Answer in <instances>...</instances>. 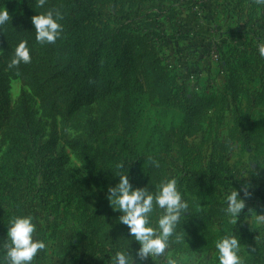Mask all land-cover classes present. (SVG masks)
Listing matches in <instances>:
<instances>
[{
  "label": "trees",
  "instance_id": "trees-1",
  "mask_svg": "<svg viewBox=\"0 0 264 264\" xmlns=\"http://www.w3.org/2000/svg\"><path fill=\"white\" fill-rule=\"evenodd\" d=\"M117 1L112 0L107 5L104 0H47L45 6L40 8L37 7V0H13L20 8L8 23L0 27V49L15 48L22 40L28 42L31 62L21 63L17 67L46 113L51 116L63 112L69 114L76 102L89 99L90 94L97 89L102 90L105 101L103 110L96 118H87L86 136L74 140L73 144L85 158L84 169L92 186L105 191V194L109 184L115 185L118 182V177L114 175L127 171L133 187L147 185L151 190L154 168L150 158L153 159V154L150 156L147 149L155 147L161 151L167 144L162 142L165 138L162 127L154 124L144 147H140L138 130L144 110L152 96L159 100L163 111L172 107V96H181L183 99L189 97L186 88L179 86L176 78L167 73L149 39L120 25L115 15L107 11L108 7H115ZM239 2L243 4L246 0ZM127 5L129 9L132 0H127ZM48 10H58L62 14L60 23L63 31L54 44H46L41 48L35 39L36 32L31 18ZM259 43L260 38L256 41V44ZM258 58L254 56V60L251 56L244 57L245 61L263 62L257 77H254V72L250 74L253 82L258 79V86L250 87L254 88L251 91L232 82V86L225 88L222 97L225 100L222 102L224 109L234 107L233 128L239 131L242 143L254 146V150L249 151L253 153L252 159L257 164L264 163V116L254 119L256 106L264 104V90L261 88L264 86V57ZM253 65L243 64L249 69ZM210 104L208 101L203 102L199 111L216 105L215 98H211ZM178 106L181 116L178 136L179 141H183L184 137L196 132L195 123L198 121L194 113L198 105L182 101ZM12 117L7 84L0 72V142L20 139L24 149L32 144L21 139L29 122L27 120L21 129H15ZM117 121H120L122 127L119 134L114 133ZM242 125L245 126L243 129ZM54 135L52 130L49 139L40 145L37 142L33 144L49 152L53 165L49 178L52 180L56 178L55 173L59 172L58 161L61 160ZM223 140L221 142L225 143L226 138ZM169 151L168 147L165 152ZM187 159L179 171L178 180L190 204L180 229L184 233L182 244L186 251L191 252L202 244L213 243L225 233H234L239 237L242 249H246V264H264V236L258 242L254 239L255 226L231 223L223 212L226 207L224 197L213 189L214 185L220 183L224 186L223 192H227L233 183L232 179L238 175L235 168L227 166V169L222 170L210 160L208 166L198 169ZM203 175L205 177L201 178ZM23 177L24 173L14 165L0 167V221L20 213L22 196L26 192L21 191L17 184ZM101 198L102 195L97 205ZM114 212L117 217L120 215ZM100 215L101 211L95 214ZM156 215L153 214L154 219ZM110 241L111 248L86 250L92 255L96 252L99 255L96 259L98 261L100 253L111 255L129 246L133 255L139 247L138 242L129 236L127 227L121 223L117 237L114 239L110 236Z\"/></svg>",
  "mask_w": 264,
  "mask_h": 264
},
{
  "label": "rangeland",
  "instance_id": "rangeland-1",
  "mask_svg": "<svg viewBox=\"0 0 264 264\" xmlns=\"http://www.w3.org/2000/svg\"><path fill=\"white\" fill-rule=\"evenodd\" d=\"M104 1L107 5L112 3V0ZM167 1H165L164 10H169V16L175 17L180 24L188 21L189 13L194 6L196 10L201 11L200 4L204 3V0H176L174 5H171L170 0ZM219 1L216 2L217 12L212 19L205 18L204 21L200 17L193 18L191 23L195 27L199 25L201 33L205 35L208 29H212L215 35L222 39L225 37L226 47L221 52L217 42L214 41L210 60L215 66L196 70V78L190 80L182 79L181 75L176 73V68L171 65L170 59L164 57L161 36L156 33L161 23L157 18L163 15L160 13L163 9L158 8L157 0H132L129 9L127 0H118L115 7L107 8L110 14L115 15L116 22L120 25H125L128 29L149 39L167 73L175 77L177 84L185 87L189 93V97L184 99L180 98L181 96H172V107L165 111L156 96H152L150 104L144 110L143 121L138 130L140 147H144L149 130L154 124L162 127L165 133L162 142L167 144V147L164 146L161 151H157L155 147L147 149V153L150 156L153 154L152 158L160 163L159 168L153 167L151 190L164 177L179 180V171L187 158L190 164L198 169L208 166L210 160L222 170L227 169V166L235 168L238 175L235 182L232 179L230 191L234 190L235 185L241 184L243 175L247 172L245 169L249 168L247 153L250 152L249 150H254V146L244 144L239 139V131L233 128L234 107L224 109L222 102L225 100L222 97L225 88L232 86V82H235V85L247 87L251 91L254 88L250 87H257L259 84L258 79L254 82L251 80L250 74L254 72V77H257L263 62L258 60L259 64L256 61H245L244 57L251 56L252 59L254 56L257 59L261 57L256 41L260 38L261 42H264V7L258 6L255 0H248L243 4L236 0L237 6L228 0ZM0 3L1 7L8 9L11 17L20 8L19 4L13 0H0ZM168 22H170L169 19ZM189 27L191 29L187 30L188 34L195 32L194 26ZM211 37L212 40L215 39V36ZM40 45L41 48L46 46V44ZM14 49V47L0 49V72L7 84L12 104V126L15 129H21L28 120L29 126L21 139L32 144L23 149L24 144L20 139L1 141L0 167L8 168L14 165L24 173V177L17 184L21 191L26 192L22 196L23 202L18 215L30 214L34 217L37 238L47 241L49 253L53 254L55 250L59 252V258L50 256L58 258V262L71 260L72 255L78 262L84 261L86 264H109L112 254L100 253L98 261L96 259L99 255L96 252L93 255L90 252L81 254V249L111 248L110 236L114 239L117 237L119 222L106 199L105 191L92 186L84 169L85 158L73 144L74 140L86 136L87 118H96L103 110L105 101L102 90L97 89L90 94L89 99L76 102L69 114L63 112L60 115L51 116L40 106L29 85L22 78L20 69L8 68ZM214 53L218 55V58L212 56ZM250 63L254 64L250 69L243 66ZM261 88L264 90V86ZM211 98H215L217 104L199 111L203 102L211 103ZM182 101L198 105L195 107L198 110L194 113V118L198 122L195 123L196 132L184 137L183 141H179L181 116L180 106L177 107V105ZM260 112L264 113L262 110L257 114L259 115ZM241 127L243 129L245 126ZM52 130L55 133L56 150L61 157L58 161L59 172H54L56 177L54 180L49 178L53 169L49 152L41 150L40 146L33 145L36 142L40 145L49 139ZM121 130V123L117 121L114 133L119 134ZM224 137L225 143L221 142L225 140ZM168 147L170 151L166 153ZM198 153L201 154L200 157ZM214 171L216 172L215 169ZM203 177L205 175L201 178ZM223 187L218 183L213 186V189H216L223 197V194L227 193L223 192ZM100 195L103 198L97 205ZM98 211H101V215L95 216ZM257 211L260 212V210ZM16 215H9L0 221V249H3L2 245L7 236L8 222ZM256 239L260 241L262 237L260 238L257 233ZM41 252L34 258L33 264L34 262L39 264ZM245 254L246 249H242L243 258Z\"/></svg>",
  "mask_w": 264,
  "mask_h": 264
},
{
  "label": "clouds",
  "instance_id": "clouds-1",
  "mask_svg": "<svg viewBox=\"0 0 264 264\" xmlns=\"http://www.w3.org/2000/svg\"><path fill=\"white\" fill-rule=\"evenodd\" d=\"M47 0H37V7L43 8ZM258 6L264 7V0H255ZM62 14L57 10H48L31 18L39 44H54L60 38L63 25ZM11 20L6 7H0V27ZM31 49L26 40H22L14 49V54L8 68H14L21 63L31 62ZM258 52L264 57V42L258 44ZM155 168L160 167L157 160L151 159ZM122 167V166H120ZM115 185L109 184L106 199L111 208L120 213L117 221L125 225L129 236L138 242L139 248L135 256L128 247L121 248L111 255L109 264H140L151 258L154 262L164 257L168 264H181L180 257H173L169 250L173 245L184 242V233L180 231L182 219L189 211V201L181 191L177 178L164 177L152 190L144 187H133L127 173H119ZM225 216L233 224L245 208V200L240 192L231 190L224 196ZM157 213L155 219L153 214ZM255 225H264V215L254 217ZM8 231L3 243V258L0 264H33L34 258L48 247L44 239L37 238V225L34 217L28 215L13 216L8 222ZM215 255L209 259L206 252L198 257L199 264H246L242 257V244L234 233H225L215 241ZM138 257V260H137Z\"/></svg>",
  "mask_w": 264,
  "mask_h": 264
},
{
  "label": "crops",
  "instance_id": "crops-1",
  "mask_svg": "<svg viewBox=\"0 0 264 264\" xmlns=\"http://www.w3.org/2000/svg\"><path fill=\"white\" fill-rule=\"evenodd\" d=\"M165 1L167 0H157L158 8L163 9L160 10V13H163V15L160 17L158 16L157 19L160 20L161 23L159 25V28L156 29V33L161 36V45L163 46L162 50L164 57H168V59H170L171 65L176 68V73L181 75L182 79H194L197 75L196 70H203L206 67L208 68L215 66V64H213L210 60L211 53L213 52L214 41L217 42L218 47L222 52V50H224L223 48L226 47V38L224 37L222 39L218 35H215L214 32H212V29H208L207 35H205L201 33L199 28L200 26L197 25L195 27V25L192 24L191 21H193V18L199 17L201 18V20L203 19L204 21L206 19H212L214 17V13L217 12L216 2L220 1L204 0V3L200 4L201 11H198V9L196 10V7L194 6L189 13L188 21H185L186 23L184 24L178 23L175 20V17L169 16V10H164ZM175 1L176 0H170L169 4L174 5ZM228 2H231L237 6L236 0H228ZM247 2L248 0H246L245 3ZM168 19L170 20V22H168ZM189 26H194L195 32L188 34L187 30L191 29ZM182 30L186 32L182 33ZM211 36H215V39L212 40ZM262 110L264 111V104L260 103L255 108V115L257 116L255 117L254 115L255 120H258L264 116V113L262 114L261 112L259 115L257 114V112ZM247 154V165L249 166V168L245 169L247 172L243 175V180L241 184L237 186L235 185L233 189L239 191L241 198L245 200V208L238 217L237 223L255 226L256 230L254 233V239L257 240V233L259 234L260 238L264 236V225H255L253 223L256 214L264 215V163H255V161L252 159L253 153L248 152ZM233 180L235 182L236 177L233 178ZM229 191L230 190L228 189L227 193ZM224 195L225 194H223V197ZM257 210H260V212ZM261 241L262 240L258 242ZM214 244L215 242L210 244H202L191 252L186 251L187 249L184 244L173 245V247L169 250V253L173 257H180L181 264H199L198 257L200 256L201 252H206L209 259H211L215 255L216 250ZM77 250L79 253H81L79 249ZM49 251V249H46L42 251L41 254H39V264H86L84 261L78 262L77 259H74L72 255L71 260L65 262L63 261L60 263L58 262L59 252L55 250L53 251L54 253L51 254L49 253ZM81 251L82 255H85L87 252H89L86 249H81ZM135 253L133 254V256H135ZM3 254V249H0V259L3 258ZM50 256H56L58 258L55 259ZM34 264L37 263L34 262ZM140 264H168V261L164 257L157 259L156 262H154L151 258H148L140 262Z\"/></svg>",
  "mask_w": 264,
  "mask_h": 264
},
{
  "label": "built area",
  "instance_id": "built-area-1",
  "mask_svg": "<svg viewBox=\"0 0 264 264\" xmlns=\"http://www.w3.org/2000/svg\"><path fill=\"white\" fill-rule=\"evenodd\" d=\"M214 58H218V55L216 53L212 54Z\"/></svg>",
  "mask_w": 264,
  "mask_h": 264
}]
</instances>
